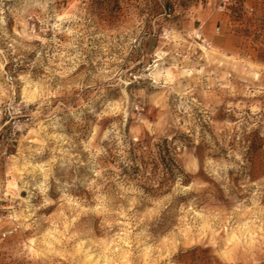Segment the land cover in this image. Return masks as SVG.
<instances>
[{
  "label": "rangeland",
  "instance_id": "rangeland-1",
  "mask_svg": "<svg viewBox=\"0 0 264 264\" xmlns=\"http://www.w3.org/2000/svg\"><path fill=\"white\" fill-rule=\"evenodd\" d=\"M0 264H264V0H0Z\"/></svg>",
  "mask_w": 264,
  "mask_h": 264
},
{
  "label": "built area",
  "instance_id": "built-area-1",
  "mask_svg": "<svg viewBox=\"0 0 264 264\" xmlns=\"http://www.w3.org/2000/svg\"><path fill=\"white\" fill-rule=\"evenodd\" d=\"M6 78H7V80L10 82V81H12L13 76H12L11 74H8Z\"/></svg>",
  "mask_w": 264,
  "mask_h": 264
}]
</instances>
